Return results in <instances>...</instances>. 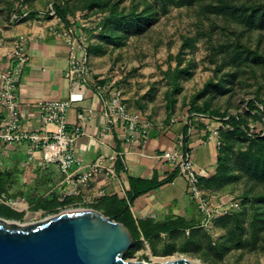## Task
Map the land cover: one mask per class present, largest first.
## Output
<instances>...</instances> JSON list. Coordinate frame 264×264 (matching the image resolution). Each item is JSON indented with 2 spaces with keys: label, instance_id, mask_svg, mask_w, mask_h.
<instances>
[{
  "label": "crops",
  "instance_id": "0c3cea01",
  "mask_svg": "<svg viewBox=\"0 0 264 264\" xmlns=\"http://www.w3.org/2000/svg\"><path fill=\"white\" fill-rule=\"evenodd\" d=\"M55 22V18L36 15L35 21L29 20L18 27L27 37L28 59L16 89L20 123L25 130H45L39 103L66 99L73 89L72 80L66 76L70 64L67 44L50 29ZM8 60L7 55L2 57L0 69L7 67ZM90 61L92 72L84 97L72 104L66 115L68 126L73 127L80 122L78 114H84L82 134L74 145V153L81 162L75 167V176L101 155L106 157L110 170H101L75 192L74 180L69 182L57 165L46 164L39 150H34L30 158L28 143H0V177L6 178L8 184V192L3 194L17 201V205L25 200L32 209L51 198L63 200L69 195L79 198L71 206L92 207L100 197L115 195L128 199L130 176L163 180L173 175L172 180L136 197L129 208L138 229L150 236L149 241L144 234L140 237L143 243V238L147 240L149 249L150 244L157 249L165 245L181 246L193 234L204 232L199 226L203 215L186 177L161 155L165 150L175 149L179 136L186 133L200 179L209 178L215 172L218 156V147L209 130L216 122L207 115L196 114L155 123L131 106L124 96L128 109L141 112L145 121V135L141 127L131 132L117 114L108 112L106 95L97 86L103 81L92 66L91 55ZM48 128L55 126L51 124ZM112 154L117 155L116 160H109ZM207 191L215 200H227L231 196L212 189ZM6 205L19 211L16 206ZM218 229L222 230L220 222L208 232L213 236Z\"/></svg>",
  "mask_w": 264,
  "mask_h": 264
},
{
  "label": "rangeland",
  "instance_id": "374dc122",
  "mask_svg": "<svg viewBox=\"0 0 264 264\" xmlns=\"http://www.w3.org/2000/svg\"><path fill=\"white\" fill-rule=\"evenodd\" d=\"M148 1L160 13L156 22L144 32L129 34L120 46L104 42L101 39L102 31L93 35L92 66L100 74L99 79L103 83L108 80L120 88L130 105L140 109L155 123L166 122L171 117L195 116V112H192L195 104L202 106L209 103L211 108L221 112L245 113L254 133L263 134V124L249 113L246 114V111L249 100L264 98V63L253 58L255 54L264 56V28L250 27L228 13L211 11V4H217L218 0H193L181 5L176 4L179 0H174L175 2L167 3L165 11L159 0ZM227 1L234 4L264 3V0ZM86 2L0 0V61L2 57H9L12 53L18 36L22 34L18 31L19 25H25L29 20L35 21V11H43L53 3H60L68 7V18L73 23H82V20L90 17L81 12L85 11L86 7H83ZM144 2L145 0H124L121 7L132 8L139 3L142 9ZM102 14L105 15L104 12ZM241 49L250 50L252 54L248 55L246 51L241 53ZM177 68L183 69V73H179L177 86H174L171 76L175 75ZM213 120L216 124L219 123L218 120ZM225 129L231 130L232 127L225 125ZM217 192L236 196L241 200L238 210H245L246 213L242 225L249 229L255 211L260 208L250 198L264 192V183L242 176L225 183ZM24 202L25 207L15 205L23 214L21 219L15 220L22 225L56 214L33 210L25 200ZM2 206L0 202V216L6 218ZM234 225L235 223H230V226ZM228 227L229 224L211 236L213 244ZM247 233L246 230L243 233L244 241L249 237ZM260 235L255 248L244 243L231 248L217 261L211 260L212 258L206 260L193 251H167V248H172L171 245L157 249L149 243V249L143 242L130 255H124V258L152 262L187 257L199 264H264V229L260 231ZM208 256L215 255L209 252Z\"/></svg>",
  "mask_w": 264,
  "mask_h": 264
},
{
  "label": "trees",
  "instance_id": "16d2710c",
  "mask_svg": "<svg viewBox=\"0 0 264 264\" xmlns=\"http://www.w3.org/2000/svg\"><path fill=\"white\" fill-rule=\"evenodd\" d=\"M83 8V14L93 15L100 14L102 25L101 39L104 42L112 43L120 46L129 34H138L144 32L159 18V9L154 6L151 1L145 0L143 8L138 3L132 8L121 7L124 0H86ZM158 1V0H155ZM164 6V11L167 10L168 2L174 0H159ZM193 0H179L176 4L190 3ZM56 13L62 19L67 20L68 7L60 3H53ZM213 12L229 14L234 18H238L246 25L255 28H264V3L258 4H234L227 0H218L217 4H211ZM99 10V11H93ZM102 12L105 13L103 16ZM39 11H35V16ZM33 15V12H30ZM239 47H242L239 45ZM241 53L246 51L248 55L252 54L250 50L241 49ZM91 52V47H90ZM254 60L264 63V56L255 54ZM175 75L171 76L174 86H177L178 75L183 73V69L177 68L174 71ZM221 89V87L217 86ZM262 105V107L260 105ZM192 112L194 114H203L209 117H216L224 126L230 125L231 130H226L225 127L221 130L220 140L221 145L218 147V156L216 160L215 172L207 179H200L203 188L208 192V189L217 191L225 183L246 176L252 180L264 183V133H254L250 127L248 117L245 113L231 114L221 112L210 107L209 103L200 106L195 104ZM250 114L255 120L261 122L264 127V98L249 100L247 104L246 114ZM187 140V138H186ZM237 145V148L235 147ZM118 164L120 161L118 160ZM173 175L166 177L163 180L156 178L146 179L141 177L130 176V190L128 199H120L115 195L109 197H100L92 208L102 211L106 215H114L116 220L122 222L131 232L133 236V245L125 251L124 255H130L137 245L142 244L141 235L149 241V234L142 233L132 216L129 204L136 197L144 194L162 183L172 180ZM6 178L0 177V195L8 192V184ZM207 188V189H206ZM236 197V196H235ZM238 198V197H237ZM253 204H258L260 208L255 211L252 217L249 229L243 224L245 218V210L236 209L232 214L222 217L217 221L220 226L228 230L218 238V241L213 244L211 234L205 229L203 233L192 235L190 239L184 241L181 246L171 245L172 248H167V251L179 249L180 251H193L195 254L202 256L204 259L215 260L222 258L225 253L229 252L233 247H239L244 243L256 247L257 241L260 238V231L264 229V192L254 194L250 198ZM79 201L78 197L66 196L63 200L51 198L34 207L33 210L43 209L45 213H57L63 208L70 207L74 202ZM6 218L21 219L23 214L10 206L2 203ZM216 223V224H217ZM230 223L234 226H230ZM193 230V228H192ZM247 231L248 238L243 240V233ZM212 252L215 256L209 257L208 253ZM215 258V259H214Z\"/></svg>",
  "mask_w": 264,
  "mask_h": 264
},
{
  "label": "built area",
  "instance_id": "2783aa9c",
  "mask_svg": "<svg viewBox=\"0 0 264 264\" xmlns=\"http://www.w3.org/2000/svg\"><path fill=\"white\" fill-rule=\"evenodd\" d=\"M37 15L56 19V22L50 25V29L67 44L70 64L66 76L72 80L73 89L66 99L39 103L45 130L29 131L21 126L16 89L28 56L25 51L27 37L25 34H20L9 56L7 67L0 69V143H28L30 158L34 150H39L43 161L46 164L57 165L66 173L69 182L74 180L76 184L74 191L79 192V185L87 183L103 169L110 170L106 164V157L101 155L94 162L88 163L87 168L75 176V167L81 165V162L74 153V145L82 134L84 114H78L80 122L73 127L68 126L66 117L68 108L84 97L86 82L92 72L90 61L92 37L102 29L101 15L93 14L88 19L82 20V23H73L74 21L69 18L64 20L58 16L53 4L39 11ZM97 86L106 95L105 102L108 112L117 114L131 132L141 127L145 135V121L141 112L128 109L122 90L108 80ZM211 118L218 120L219 123L209 128L210 138L215 141L217 147H220V133L225 126L216 117ZM51 124L55 128L49 129L48 126ZM189 124L191 126V121ZM186 138L187 134L182 133L178 138L177 147L165 150L161 156L179 168L181 174L186 177L191 195L198 201L203 215L199 226L212 232L219 219L240 208L241 200L235 196H230L227 200H215L205 191ZM116 159V154L109 156L111 161ZM100 194L102 195V192ZM0 202L11 206L17 204V201L7 198L4 194L0 195ZM71 207L74 209L77 206ZM186 233L189 234V230ZM143 241L148 247L147 240L143 238Z\"/></svg>",
  "mask_w": 264,
  "mask_h": 264
},
{
  "label": "water",
  "instance_id": "95a60500",
  "mask_svg": "<svg viewBox=\"0 0 264 264\" xmlns=\"http://www.w3.org/2000/svg\"><path fill=\"white\" fill-rule=\"evenodd\" d=\"M130 230L92 207L66 209L22 225L0 216V264H199L187 257L127 260Z\"/></svg>",
  "mask_w": 264,
  "mask_h": 264
},
{
  "label": "bare ground",
  "instance_id": "6f19581e",
  "mask_svg": "<svg viewBox=\"0 0 264 264\" xmlns=\"http://www.w3.org/2000/svg\"><path fill=\"white\" fill-rule=\"evenodd\" d=\"M21 205L25 207L26 206V203L23 202V201H21Z\"/></svg>",
  "mask_w": 264,
  "mask_h": 264
}]
</instances>
